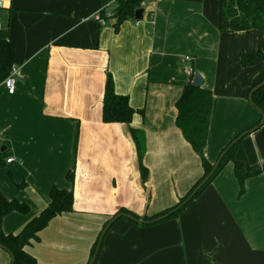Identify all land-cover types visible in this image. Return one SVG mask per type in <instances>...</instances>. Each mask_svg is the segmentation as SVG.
<instances>
[{
  "label": "crops",
  "instance_id": "0c3cea01",
  "mask_svg": "<svg viewBox=\"0 0 264 264\" xmlns=\"http://www.w3.org/2000/svg\"><path fill=\"white\" fill-rule=\"evenodd\" d=\"M116 1L3 0L0 8V38L15 44L18 71L13 94L0 84V190L31 208L6 215L4 232L17 234L39 215L53 186L74 190V211L54 217L26 246L38 264H88L121 208L153 216L201 178V158L176 124L188 66L213 92L209 161L261 118L249 92L264 79V61L245 67L241 55L264 46L262 31L222 32L221 2L211 0H147L143 19L117 30ZM109 73L136 109L131 124L103 119ZM243 145L250 164H263L264 125ZM10 262L0 248V264ZM95 264H264V172L240 194L229 162L176 218L140 224L121 217Z\"/></svg>",
  "mask_w": 264,
  "mask_h": 264
},
{
  "label": "trees",
  "instance_id": "16d2710c",
  "mask_svg": "<svg viewBox=\"0 0 264 264\" xmlns=\"http://www.w3.org/2000/svg\"><path fill=\"white\" fill-rule=\"evenodd\" d=\"M145 1L147 0H117L114 11L112 12V16L116 18V29L118 30L120 25L126 20L134 19L136 10L141 8ZM220 10V29L222 32H238L257 29L262 31L264 34V0H222ZM15 54V44L7 38H0V84L3 83V81L9 76L15 64ZM263 61L264 46L259 49L244 52L241 55V62L245 67L253 66ZM193 77L194 72L185 84L181 96L176 101V124L181 129L184 138L190 143L193 150L200 156L204 173L197 183L190 189V191H188L185 196L181 197L174 206L169 207L153 216L146 215L143 217V219H154L178 207L189 197L198 184L211 172L215 162L217 161L211 162L205 155V147L207 145V139L209 135L210 118L213 106V92L207 88H204L202 85L194 86L192 84ZM263 81L264 79L255 84L250 89V92ZM252 100L255 107H258L262 111L260 120L242 130L226 144V146L220 151L218 158L229 146L230 148L225 153L218 169L208 180V182L184 207L160 222L176 218L207 188L209 184H211V182L229 162L234 164L235 176L240 185V194L244 193L245 182L248 178L264 172V162L261 165H252L248 160L243 145V140L250 133L241 137L244 132L259 125L262 117L264 116V84L253 92ZM135 112L136 109L131 106L128 96L117 93L113 77L109 73L103 103L104 121L131 124ZM131 130L133 136L135 137L136 130H134V128ZM142 153H144V151L141 150L138 156L139 169L141 172V179L143 183H145L147 179H149V168H147L143 163ZM67 178L71 182H74V172L69 171L67 173ZM74 200L75 198L73 189H65L53 186L50 190V202L39 215L31 218V220L19 233H5L2 228V222L6 215L10 214L11 212L29 214L31 208L27 202L21 201L17 198L10 199L6 197L0 190V243L10 249V251L14 254V264H38L36 257L27 251L26 246L30 245L32 241H39V233L49 225L50 221L54 217L65 212L74 211ZM120 212L131 213L135 217L141 218L135 212L125 208H121L119 210V213ZM100 235L92 247L91 257L88 264L95 254ZM102 246L99 250L98 256L101 252Z\"/></svg>",
  "mask_w": 264,
  "mask_h": 264
},
{
  "label": "water",
  "instance_id": "95a60500",
  "mask_svg": "<svg viewBox=\"0 0 264 264\" xmlns=\"http://www.w3.org/2000/svg\"><path fill=\"white\" fill-rule=\"evenodd\" d=\"M145 9L143 7L139 8L136 10L135 12V19L136 20H142L143 19V13H144ZM203 83V78L201 77V75H199L198 73H196L193 77V80H192V84L194 86H199V85H202ZM264 84V81L259 84L258 86H256L251 92H250V95H249V100L251 102V104L253 106L254 103H253V100H252V97H253V92L258 89L260 86H262ZM259 112L262 114V111L261 109H259L258 107H256ZM264 124V116L262 117L261 119V122L259 125L251 128L250 130L244 132L242 134L241 137H243L244 135L246 134H251L253 133L254 131H256L257 129H259L262 125ZM232 145V144H231ZM230 148V146L220 155V157L217 159V161L215 162L214 164V167L213 169L211 170V172L198 184V186L193 190V192L189 195V197L184 201L182 202L178 207L174 208L173 210L161 215V216H158L154 219H150V220H146V219H143V218H138V217H135L133 214L131 213H124V212H120L118 214H116L108 223L107 225L105 226V228L103 229L101 235H100V239H99V242H98V245H97V248H96V251H95V254L93 255L91 261L89 264H94L97 260V257H98V253H99V250L103 244V240H104V237L106 235V233L109 231V229L112 227V225L118 220L120 219L121 217H127L129 219H131L132 221L134 222H137V223H140V224H152V223H156V222H160L166 218H168L170 215H172L173 213L177 212L178 210H180L182 207H184L189 201H191V199L198 193V191L208 182V180L212 177V175L216 172V170L218 169L219 165H220V162L221 160L223 159L225 153L228 151V149ZM0 248L2 250H5L8 252L10 258H11V264H14L15 262V256L14 254L10 251V249H8L6 246H4L3 244L0 243Z\"/></svg>",
  "mask_w": 264,
  "mask_h": 264
},
{
  "label": "built area",
  "instance_id": "2783aa9c",
  "mask_svg": "<svg viewBox=\"0 0 264 264\" xmlns=\"http://www.w3.org/2000/svg\"><path fill=\"white\" fill-rule=\"evenodd\" d=\"M4 7V2L3 0H0V8ZM112 15V14H111ZM96 19L101 22V23H105V19L102 16V13H98L96 14ZM192 57L190 55H186L183 57V61H191ZM186 73L189 75V77L193 74V68L191 66H188L186 68ZM17 75H18V71L17 68L15 66H13L9 76L3 81V84L5 85V87L7 88L8 92L13 94L16 90V84H17ZM9 162L12 161V159L8 160Z\"/></svg>",
  "mask_w": 264,
  "mask_h": 264
},
{
  "label": "rangeland",
  "instance_id": "374dc122",
  "mask_svg": "<svg viewBox=\"0 0 264 264\" xmlns=\"http://www.w3.org/2000/svg\"><path fill=\"white\" fill-rule=\"evenodd\" d=\"M211 2L215 6H220V2H222V0H211ZM0 150H2V147L0 148ZM175 198L177 199V201H179V199L181 198L178 192L175 193Z\"/></svg>",
  "mask_w": 264,
  "mask_h": 264
}]
</instances>
